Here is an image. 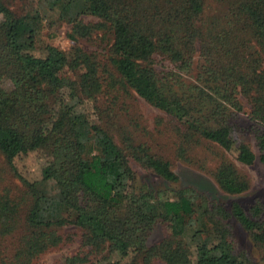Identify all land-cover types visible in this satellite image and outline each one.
Instances as JSON below:
<instances>
[{"label":"trees","instance_id":"obj_1","mask_svg":"<svg viewBox=\"0 0 264 264\" xmlns=\"http://www.w3.org/2000/svg\"><path fill=\"white\" fill-rule=\"evenodd\" d=\"M228 2L221 14L202 19L204 0H49L69 24L65 35L74 45L64 52L38 42L37 9L15 14L0 0V152L10 161L9 148L17 141L46 159L40 179L23 181L28 205L22 220L19 203L0 193V234L20 221L23 227L0 264H35L74 237L83 250L53 264H258L235 251L231 223L264 249V200L248 208L237 201L226 206L188 187L138 186L132 161L163 180L177 177L168 161L129 136L116 143L77 108L95 99L101 83L95 56L76 43L100 31L111 38L109 60L119 85L174 120L178 140L204 139L251 162L248 144L233 147L243 129L237 118L244 98L248 128L264 161V0ZM83 14L96 21L83 20ZM240 23L253 41L250 57ZM34 50L43 55L34 58ZM156 59L167 69L158 70ZM211 177L228 195L249 187L247 176L226 158ZM65 227L76 232L64 234ZM154 233L159 239L148 245ZM106 249L120 260L96 258ZM91 253L93 260L86 257Z\"/></svg>","mask_w":264,"mask_h":264},{"label":"rangeland","instance_id":"obj_2","mask_svg":"<svg viewBox=\"0 0 264 264\" xmlns=\"http://www.w3.org/2000/svg\"><path fill=\"white\" fill-rule=\"evenodd\" d=\"M7 7L15 14H23L30 10H38L41 19V29L38 42L43 45L52 44L59 50L67 52L74 43L66 37L69 24L58 18L57 5L50 6L49 0H2ZM51 1V0H50ZM228 0H204L201 18L221 14L225 11ZM85 21H96L94 16L82 15ZM243 39L247 47L244 52L250 57L252 43L247 27H243ZM110 36L97 31L91 37L79 39L77 45L86 52H91L95 58L98 68V78L101 83V91L93 100H82L77 108L83 112L86 119L94 125L104 129L116 143L124 142V136H129L134 145L142 147L150 154L169 162L170 169L176 175L175 182L163 180L162 178L145 171L131 162L135 172L136 184L139 186L146 183L158 189H179L181 187L192 188L203 192L208 200H217L226 206L231 201H237L245 208L257 199L264 200V161L259 157V151L255 146L251 130L248 128L249 121L246 117L248 105L244 98L241 99L242 111L239 112L237 121L243 129H238L234 136L235 148L238 142L248 144L254 154L250 162L246 156H238L235 151L225 152L219 146L209 143L200 138H186L178 140L180 130L167 114L149 105L142 98L125 86H120L117 81L118 75L110 63ZM198 43L195 44V59H200ZM42 50H34L31 55L39 58L43 55ZM157 60L155 66L158 70L167 69L168 65ZM65 69V68H63ZM10 161H7L0 152V193L6 194L19 203V219H23L28 202L24 198L25 186L23 181L38 180L43 175V167L46 159L41 150H26L17 141L11 144ZM226 158L241 172L249 181V187L243 193L228 195L221 192L215 185L211 174L218 161ZM232 240L236 252H241L258 264H264V249L254 244L251 233L243 229L237 222H232ZM62 233L76 232L73 227L62 228ZM23 231L21 221L16 229L7 234H0V260H6L11 254L18 235ZM159 239L158 233H154L148 245ZM77 237L66 242L57 249L42 254L35 264H53L61 261L62 258L74 252H81ZM88 259L93 260L94 254H88ZM96 258H109L120 260L116 252L102 250ZM129 257L122 258L126 261ZM193 260V257H191ZM96 260V259H95ZM153 264H161L154 261Z\"/></svg>","mask_w":264,"mask_h":264}]
</instances>
